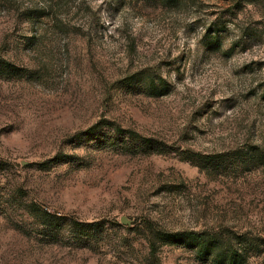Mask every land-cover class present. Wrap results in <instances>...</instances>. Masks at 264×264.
<instances>
[{"label": "rangeland", "instance_id": "rangeland-1", "mask_svg": "<svg viewBox=\"0 0 264 264\" xmlns=\"http://www.w3.org/2000/svg\"><path fill=\"white\" fill-rule=\"evenodd\" d=\"M167 2L0 0V264H264V0Z\"/></svg>", "mask_w": 264, "mask_h": 264}, {"label": "trees", "instance_id": "trees-1", "mask_svg": "<svg viewBox=\"0 0 264 264\" xmlns=\"http://www.w3.org/2000/svg\"><path fill=\"white\" fill-rule=\"evenodd\" d=\"M165 2L166 0H162ZM166 4H179L180 0H167ZM18 71V68L12 63L0 58V75L10 74V71ZM162 85H157L152 82L150 89V96L162 95ZM111 128L116 134L124 135L128 134L129 140L126 142L122 148L125 150L129 149L128 145L131 147V152L145 153L149 154L152 152H163L162 146L164 144L159 143L151 138H145L141 135L125 131L120 127H116L114 124H110ZM199 156V155H198ZM224 156H216V158H222ZM59 160V157L54 158L52 161L44 163L43 166H49L52 162ZM77 226V225H74ZM159 240L163 242L164 245H175V246H185L192 247L196 250L199 255L203 257H213L214 264H246L245 257L241 255L238 250L235 249L232 243V239L225 244V247L221 245V241L217 235H212L208 233L199 232H178V233H166L159 231L157 233ZM152 251H155L156 246L153 242H150Z\"/></svg>", "mask_w": 264, "mask_h": 264}]
</instances>
